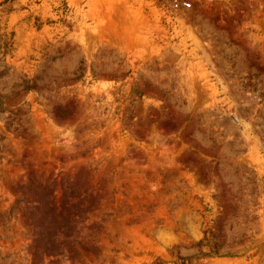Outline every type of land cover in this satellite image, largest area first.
<instances>
[{"label":"rangeland","instance_id":"1","mask_svg":"<svg viewBox=\"0 0 264 264\" xmlns=\"http://www.w3.org/2000/svg\"><path fill=\"white\" fill-rule=\"evenodd\" d=\"M82 167L99 251L33 257L21 185ZM180 257L264 264V0H0V264Z\"/></svg>","mask_w":264,"mask_h":264},{"label":"trees","instance_id":"2","mask_svg":"<svg viewBox=\"0 0 264 264\" xmlns=\"http://www.w3.org/2000/svg\"><path fill=\"white\" fill-rule=\"evenodd\" d=\"M78 104L73 101L65 106H56L55 116L59 120H70ZM88 170L82 167L74 178H62L60 196L56 193V181H29L21 188L25 192L18 199L20 211L33 236V257L42 254L58 258L67 251L71 258H81L84 251H99L93 240L82 241L80 231L87 226L90 213L97 208L99 195L89 183ZM205 240L212 241L214 227L205 229ZM219 251H214L218 254ZM209 255V253H204ZM180 264H187L189 257H180ZM163 261L155 264H162Z\"/></svg>","mask_w":264,"mask_h":264}]
</instances>
